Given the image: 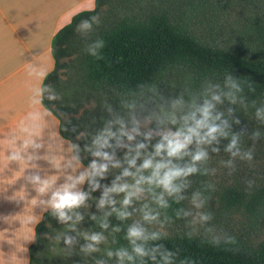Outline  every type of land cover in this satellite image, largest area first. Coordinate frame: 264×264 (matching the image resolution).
Masks as SVG:
<instances>
[{"label":"rangeland","instance_id":"obj_1","mask_svg":"<svg viewBox=\"0 0 264 264\" xmlns=\"http://www.w3.org/2000/svg\"><path fill=\"white\" fill-rule=\"evenodd\" d=\"M189 14L193 16L188 25L209 44L228 46L250 56H264V23L260 26L247 23L235 8L224 12L197 9ZM63 60L69 65L59 70L53 108L64 121L72 116L84 121L74 141L82 155L97 168H91L94 176L84 191L85 201L65 211L69 219L61 220L55 215L47 221V240L38 254L39 264H117L109 254L110 235L97 218L120 209H128L132 225L144 232L235 238L264 251V196L263 201L259 196L253 204L249 203L251 194L262 193L260 189L264 187V102L249 108L246 102L239 108L233 107L232 99H223L219 83L203 81L193 89L198 98L191 103L187 90L195 83L192 71L174 68L149 92L145 109L129 115L121 113L118 121L113 120L116 126L113 129L106 125L108 119L104 114L97 116L107 105L109 95L103 89L84 88L80 84L78 62L67 57ZM216 96L220 99L216 100ZM205 102L212 106L208 122L218 125L221 132L215 139L204 142L194 137L177 155L169 156L165 136L195 126V120L202 119L199 109ZM225 110L228 115H224ZM242 113L237 138L227 130L229 124L222 122V117L238 118ZM217 116L219 119H215ZM200 131L203 135L207 129ZM233 139L235 146L229 150ZM159 144L165 147L158 152ZM198 152L205 155L194 160ZM146 160H151L153 167H142ZM156 164L166 165L160 169L161 175L169 168L195 171L176 177L173 180L176 190L170 193L154 179L149 182ZM198 168L203 169L204 175L198 173ZM200 182L210 184L213 190L204 194ZM124 185L127 188L119 191ZM231 186L247 193L242 202L227 201V194L222 191ZM129 194L130 202L125 204ZM170 197L180 199L182 204L176 216L167 213ZM94 234L101 236L99 242L91 240ZM88 245L93 247L89 249Z\"/></svg>","mask_w":264,"mask_h":264},{"label":"trees","instance_id":"obj_2","mask_svg":"<svg viewBox=\"0 0 264 264\" xmlns=\"http://www.w3.org/2000/svg\"><path fill=\"white\" fill-rule=\"evenodd\" d=\"M233 8L251 25L264 23V0H96L93 9L76 13L53 36L55 67L42 86L43 102L61 118L63 135L75 143L79 126L84 123L74 116L64 121L53 108L59 70L69 65L63 60L66 57L78 62L80 84L84 88L103 89L109 95L107 105L97 116L104 114L108 119L106 125L113 129L116 127L113 120L118 121L121 113L129 115L145 109L149 92L174 68L192 71L195 83L187 90L191 103L198 98V92L193 89L203 81L219 83L223 99H232L233 107L239 108L246 102L249 108L264 102V56H250L228 46L209 44L188 25L193 16L189 11L224 12ZM224 115H228L227 110ZM242 116L243 113L238 118L222 117V122L229 124L227 130L237 138ZM75 153L92 168L90 159L82 155L76 144ZM198 173L204 175L203 169L198 168ZM93 176L92 170L84 191ZM199 187L204 194L213 190L206 182H200ZM260 190L262 193L251 194L249 203L253 204L259 196L263 201L264 187ZM222 193L227 194L230 203L242 202L247 194L232 186L224 188ZM181 208L180 199L169 198V215L176 216ZM55 215L58 214L54 209L46 211L38 224L35 242L30 247V264L40 263L38 254L47 240V221ZM97 220L110 235L109 254L117 264H264V251L235 238L166 235L160 231H142L139 238L129 237V230L135 226L128 209L107 217L98 216ZM136 246L142 247L145 254L135 252ZM121 252L125 255L121 256Z\"/></svg>","mask_w":264,"mask_h":264},{"label":"crops","instance_id":"obj_3","mask_svg":"<svg viewBox=\"0 0 264 264\" xmlns=\"http://www.w3.org/2000/svg\"><path fill=\"white\" fill-rule=\"evenodd\" d=\"M95 2L0 0V264H30L52 194L87 185L91 168L45 106L42 86L55 67L53 36Z\"/></svg>","mask_w":264,"mask_h":264},{"label":"clouds","instance_id":"obj_4","mask_svg":"<svg viewBox=\"0 0 264 264\" xmlns=\"http://www.w3.org/2000/svg\"><path fill=\"white\" fill-rule=\"evenodd\" d=\"M87 26V25H85ZM216 100H219L220 97L216 96ZM211 105L208 102H205L204 106L199 109V111L202 113V119H197L195 120V126L189 127L186 132L180 131L177 133H172L169 136H165V139L168 141L167 148H168V155L169 156H175L177 155L182 149L186 148L188 144H190L195 137L198 142H204L208 138L215 139L216 134L218 132H221V129L218 125L216 124H210L208 121L211 118ZM193 118H195V114H193ZM215 119H219L217 116ZM201 129H207L206 132L201 135ZM107 143V141H104ZM235 146V139H233L232 144L229 145V150ZM164 144H159L157 145V151L159 152L160 149L164 148ZM99 155V153H97ZM205 153L203 152H198L193 159L194 160H199L201 159L202 156H204ZM93 168H97V165L93 164ZM102 168H106V165L100 166ZM144 168H149L153 167V163L151 160H146L144 164L142 165ZM166 167L164 164H156L155 168L156 171L153 173V177L149 178V182H152L153 179L158 185L163 186V188L170 193L175 191L176 189L173 186V180L182 175V174H189L195 169L193 168H188V169H179V168H169L167 172H164L163 175L160 173V169ZM127 174V173H125ZM83 176L80 177V180H83ZM139 183V181L137 182ZM127 188V185H124L120 187L118 190L119 191H124ZM45 189L42 187L40 189L41 192H43ZM130 196L125 197L124 203L128 204L130 202ZM86 199V195L83 192H78V191H72L71 187L66 186L62 190H58L52 194L51 198V205L55 212L59 215L61 220H67L69 217L67 216L65 209H72L75 207H79ZM104 201L101 200V205H103ZM121 216H126L127 213H121ZM79 218V217H78ZM146 219L149 217L146 216ZM106 227V225H105ZM129 237L133 238H139L142 236V230L133 227L129 230L128 233ZM91 240L99 242L101 240V236L94 234L91 236ZM132 243L135 245V239L132 240ZM93 246L88 245V248L91 249ZM134 251L137 252L138 254H145L144 249L142 247L136 246L134 248ZM121 256L125 255V253L121 252Z\"/></svg>","mask_w":264,"mask_h":264}]
</instances>
